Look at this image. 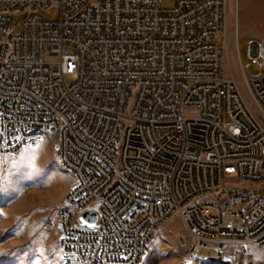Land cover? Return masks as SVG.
I'll use <instances>...</instances> for the list:
<instances>
[{
    "label": "built area",
    "instance_id": "1",
    "mask_svg": "<svg viewBox=\"0 0 264 264\" xmlns=\"http://www.w3.org/2000/svg\"><path fill=\"white\" fill-rule=\"evenodd\" d=\"M228 1L0 0V154L53 137L73 176L55 214L62 264H143L172 217L202 261L264 248V37H246L261 73L239 66L254 112L225 73ZM230 194L256 199L235 209Z\"/></svg>",
    "mask_w": 264,
    "mask_h": 264
},
{
    "label": "rangeland",
    "instance_id": "2",
    "mask_svg": "<svg viewBox=\"0 0 264 264\" xmlns=\"http://www.w3.org/2000/svg\"><path fill=\"white\" fill-rule=\"evenodd\" d=\"M177 1L162 0L160 7L173 8ZM42 13L46 19H56L60 15V8L49 6ZM235 21L229 0L226 23L229 49L225 73H234L243 97L256 112L242 81L239 66L241 63L246 73L252 76L261 71L256 70L250 61L246 37L242 36L244 33ZM249 24L252 31L261 32L257 36L264 37V19L250 21ZM236 32L240 38L235 42ZM223 39L224 34H221L215 38V43L222 44ZM75 78V75H67L66 81L72 83ZM0 176L4 178L3 190H0V264H62L60 232L55 223V214L73 182V176L61 166L53 147V137L17 155L0 154ZM226 182L229 189L244 193L260 186L237 181L234 177L226 178ZM255 199L254 195L230 194L222 201L236 209L248 206ZM181 232L183 227L177 217L162 225L152 239L150 253L143 264H264V248L254 246L232 247L222 263L202 261L180 246L177 234Z\"/></svg>",
    "mask_w": 264,
    "mask_h": 264
},
{
    "label": "crops",
    "instance_id": "3",
    "mask_svg": "<svg viewBox=\"0 0 264 264\" xmlns=\"http://www.w3.org/2000/svg\"><path fill=\"white\" fill-rule=\"evenodd\" d=\"M231 5L235 22L244 33L242 36H257L261 33L252 31L249 22L264 19V0H231Z\"/></svg>",
    "mask_w": 264,
    "mask_h": 264
},
{
    "label": "water",
    "instance_id": "4",
    "mask_svg": "<svg viewBox=\"0 0 264 264\" xmlns=\"http://www.w3.org/2000/svg\"><path fill=\"white\" fill-rule=\"evenodd\" d=\"M83 218L87 221V222H95L97 220V215L94 212H85L83 214Z\"/></svg>",
    "mask_w": 264,
    "mask_h": 264
},
{
    "label": "snow or ice",
    "instance_id": "5",
    "mask_svg": "<svg viewBox=\"0 0 264 264\" xmlns=\"http://www.w3.org/2000/svg\"><path fill=\"white\" fill-rule=\"evenodd\" d=\"M3 181H4V178L0 176V190H3Z\"/></svg>",
    "mask_w": 264,
    "mask_h": 264
},
{
    "label": "bare ground",
    "instance_id": "6",
    "mask_svg": "<svg viewBox=\"0 0 264 264\" xmlns=\"http://www.w3.org/2000/svg\"><path fill=\"white\" fill-rule=\"evenodd\" d=\"M235 38H236V35H235ZM205 251H206V250H205ZM198 256H199L198 258H201V257H202L200 254H198Z\"/></svg>",
    "mask_w": 264,
    "mask_h": 264
}]
</instances>
